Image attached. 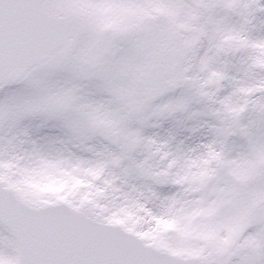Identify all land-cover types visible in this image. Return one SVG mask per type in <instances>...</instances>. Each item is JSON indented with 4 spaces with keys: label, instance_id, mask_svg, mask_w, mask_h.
Masks as SVG:
<instances>
[{
    "label": "snow or ice",
    "instance_id": "obj_1",
    "mask_svg": "<svg viewBox=\"0 0 264 264\" xmlns=\"http://www.w3.org/2000/svg\"><path fill=\"white\" fill-rule=\"evenodd\" d=\"M0 264H264V0H0Z\"/></svg>",
    "mask_w": 264,
    "mask_h": 264
}]
</instances>
